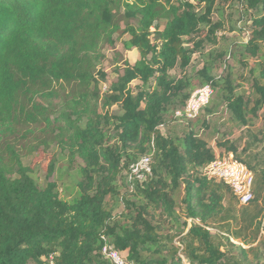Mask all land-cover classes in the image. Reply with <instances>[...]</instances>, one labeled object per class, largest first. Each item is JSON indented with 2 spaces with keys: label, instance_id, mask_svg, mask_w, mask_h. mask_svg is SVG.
Returning <instances> with one entry per match:
<instances>
[{
  "label": "trees",
  "instance_id": "trees-1",
  "mask_svg": "<svg viewBox=\"0 0 264 264\" xmlns=\"http://www.w3.org/2000/svg\"><path fill=\"white\" fill-rule=\"evenodd\" d=\"M221 4L249 22L241 55L259 59L264 0H0V264H108L105 244L131 264H259L256 249L230 238L250 246L264 236V62L247 98L211 68L189 72L204 43L235 30L214 20ZM116 43L139 59L118 55L107 86L102 48ZM206 85L253 139L241 152L229 139L216 144L253 175V198L239 210L229 187L202 175L216 155L193 121L181 137L160 131ZM52 147L81 161L73 200L31 176L34 167L52 176ZM144 156L150 174L120 195L118 182ZM215 223L223 235L210 232Z\"/></svg>",
  "mask_w": 264,
  "mask_h": 264
},
{
  "label": "rangeland",
  "instance_id": "rangeland-1",
  "mask_svg": "<svg viewBox=\"0 0 264 264\" xmlns=\"http://www.w3.org/2000/svg\"><path fill=\"white\" fill-rule=\"evenodd\" d=\"M215 21L223 22L225 27H232L235 29L231 33L224 35L221 39L220 44L213 46L210 43H204L201 50L192 55V62L189 68L190 75H193L197 70L208 67L212 70L213 77L228 78L231 80L232 85L235 88L236 93L247 98L251 93V85L253 82L258 81L257 76L259 74L260 64L264 62V44L260 47V58H251L241 55L243 45L249 38L250 27L249 22L243 16L240 20V14L237 11H232L227 9V6L221 4L220 10L214 15ZM244 25L245 32H239V27ZM246 25V26H245ZM220 35V34H219ZM226 52L225 56L220 59H215L216 54ZM102 53L105 55V61L103 63V71L107 75V82L104 84L108 86L109 82L116 79L114 75L115 61L118 55L121 56L122 60H127L131 64H135L139 57L135 50L125 51L119 43H116L114 47L104 46L102 48ZM211 53V55H210ZM229 55V56H228ZM226 60L227 69H223L224 60ZM213 60V61H212ZM199 88V87H198ZM196 88L195 91L198 89ZM207 109L211 111L202 110L193 123L190 124L193 128L194 133L201 139H204L208 145L213 149L216 156L225 154L221 149L216 147V144L223 139H229V141H235L239 152L244 148L248 147L251 140V135L246 132L247 127L241 126L235 121H233L225 106L223 105L221 94L219 92L215 93L214 98L208 105ZM116 111V109L114 108ZM177 111H180L177 109ZM173 111H169L163 117L164 125L160 127V131L164 135H172L174 137H181L184 132L189 130V124L184 121H178L174 118ZM260 114V113H259ZM261 125V121L256 119L249 129L253 134L257 133ZM250 152L254 153L255 149ZM50 153L54 154L56 157L55 171L51 177H46L45 173L42 172L38 167H34L31 172L32 178L36 181L39 187H43L48 182H56L59 186L60 197L66 200H73L78 195V190L76 184L80 181V175L78 173V168L81 166V161L79 159L70 160L67 153L61 151L56 147H52ZM247 155V152H244ZM29 159L24 161V165L29 164ZM124 177L118 182V189L120 195L129 192V183L131 180H126ZM177 199L182 198V192H178ZM233 206L239 210L240 206L237 202L233 201ZM107 207H113L114 213L118 214L122 211L123 205L120 201L113 200L112 198H107ZM219 224H213L210 226V232L212 234H224L222 230L218 231ZM238 228L232 226L231 230H237ZM259 240L250 245L244 246L239 241H234L230 238L236 247H242L247 249L253 247L257 250L258 257L254 259L258 261L259 264H264V236L261 233ZM178 244V243H177ZM124 255V254H123ZM249 259H253L252 255H249ZM29 264H34L29 262Z\"/></svg>",
  "mask_w": 264,
  "mask_h": 264
},
{
  "label": "built area",
  "instance_id": "built-area-1",
  "mask_svg": "<svg viewBox=\"0 0 264 264\" xmlns=\"http://www.w3.org/2000/svg\"><path fill=\"white\" fill-rule=\"evenodd\" d=\"M103 90H106V86H103ZM213 95L214 91L209 85L197 89L190 95L183 110L174 113V118L185 123L193 121L209 104ZM149 162V157L144 156L131 165L128 174L129 180L142 181L145 175H149ZM201 173L229 187L238 205H247L252 200L253 175L243 163L235 160L232 154L216 156L211 164L201 170ZM101 256L108 264H131L126 261L122 253L116 251L111 245L102 246Z\"/></svg>",
  "mask_w": 264,
  "mask_h": 264
}]
</instances>
